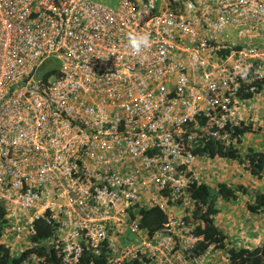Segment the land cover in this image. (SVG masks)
<instances>
[{
	"label": "built area",
	"instance_id": "built-area-1",
	"mask_svg": "<svg viewBox=\"0 0 264 264\" xmlns=\"http://www.w3.org/2000/svg\"><path fill=\"white\" fill-rule=\"evenodd\" d=\"M129 33L150 47L133 53ZM255 133L264 0H0V256L232 264L225 238L197 231L193 189L225 160L199 150L245 157ZM151 209L163 219L145 223Z\"/></svg>",
	"mask_w": 264,
	"mask_h": 264
},
{
	"label": "trees",
	"instance_id": "trees-1",
	"mask_svg": "<svg viewBox=\"0 0 264 264\" xmlns=\"http://www.w3.org/2000/svg\"><path fill=\"white\" fill-rule=\"evenodd\" d=\"M253 131L254 130L250 126L235 128V132L241 134ZM247 151L248 153L244 157L237 149L215 146L213 143L199 150L201 153L207 152L209 157L218 156L229 161L237 160L240 164H243L247 172L261 178L264 173V153L253 151L252 148H249ZM237 189H244V186L227 183L225 181L217 183H212L211 181L202 182L193 189L192 195L199 200L198 210H196L195 216L202 222V225L198 227L197 231L204 233L206 239L219 240L221 243L224 238L227 239L226 235L222 233L214 221V215L217 212L215 201L218 197L224 200H232L236 196ZM246 207L251 213L264 211V190L262 192H256L253 200L248 202ZM161 219H163L162 213L157 209H151L148 216L145 218V223L148 221L157 222ZM36 226L37 234L33 239L40 240L49 233V228L43 221H38ZM227 243L228 246L230 245L228 250L230 253V262L232 264H264V239L261 244L254 247L242 244L236 245L228 241ZM3 251L5 252L0 256V264H35L29 259V254L32 250H26L20 255H11L8 249H4ZM36 251L42 255L45 251V247L42 246ZM47 252L48 253H45V255L48 254V256H46L44 262H40L39 264H58L56 258L49 256V250Z\"/></svg>",
	"mask_w": 264,
	"mask_h": 264
},
{
	"label": "crops",
	"instance_id": "crops-1",
	"mask_svg": "<svg viewBox=\"0 0 264 264\" xmlns=\"http://www.w3.org/2000/svg\"><path fill=\"white\" fill-rule=\"evenodd\" d=\"M246 139L247 145L256 151V146L259 144L257 139L251 135H247ZM252 143L253 145H251ZM224 161L226 160L210 165L206 171V174L208 173L210 176L208 181L210 180L212 183L225 181L235 185H243L244 189L238 190L239 192H236V196L232 200L217 198L215 201L217 212L214 215V221L222 233L226 235V240L229 243L249 247L257 246L264 239V211L251 213L246 205L253 200L256 192L264 190V179L247 172L237 160L230 162L228 166L225 165Z\"/></svg>",
	"mask_w": 264,
	"mask_h": 264
},
{
	"label": "rangeland",
	"instance_id": "rangeland-1",
	"mask_svg": "<svg viewBox=\"0 0 264 264\" xmlns=\"http://www.w3.org/2000/svg\"><path fill=\"white\" fill-rule=\"evenodd\" d=\"M92 1L99 2V3H102L104 5H107L111 9H116L117 3H118L119 0H92ZM59 68H60V61H59V59H57L55 57L48 58L37 69V72L35 73L34 79L39 80V79H41L44 76V74H46L50 70H58ZM254 137L255 138H258V134L255 133L254 134ZM258 142H259V144H257L256 149L257 150L264 151V148H263L264 145H263V143L260 142V140H258ZM254 145H255V143H254ZM238 190L239 189H237V191ZM240 190H242V189H240ZM224 203H226V201H224Z\"/></svg>",
	"mask_w": 264,
	"mask_h": 264
},
{
	"label": "clouds",
	"instance_id": "clouds-1",
	"mask_svg": "<svg viewBox=\"0 0 264 264\" xmlns=\"http://www.w3.org/2000/svg\"><path fill=\"white\" fill-rule=\"evenodd\" d=\"M128 45L132 49L133 53L139 54L143 49L150 47V34L129 33ZM256 152H262V151L256 150Z\"/></svg>",
	"mask_w": 264,
	"mask_h": 264
}]
</instances>
